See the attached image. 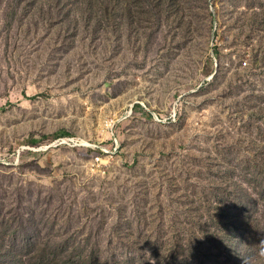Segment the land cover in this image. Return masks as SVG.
Returning a JSON list of instances; mask_svg holds the SVG:
<instances>
[{
	"label": "rangeland",
	"instance_id": "obj_1",
	"mask_svg": "<svg viewBox=\"0 0 264 264\" xmlns=\"http://www.w3.org/2000/svg\"><path fill=\"white\" fill-rule=\"evenodd\" d=\"M39 1L0 0V196L29 217L14 250L119 249L107 238L151 229L158 204L166 225L206 184L191 171L264 120V0H127L88 25Z\"/></svg>",
	"mask_w": 264,
	"mask_h": 264
},
{
	"label": "trees",
	"instance_id": "obj_2",
	"mask_svg": "<svg viewBox=\"0 0 264 264\" xmlns=\"http://www.w3.org/2000/svg\"><path fill=\"white\" fill-rule=\"evenodd\" d=\"M126 3L127 0H41L37 5L47 6L50 18L59 17L67 8L64 17L73 11L88 25L107 22L112 9ZM102 32L106 33L105 28ZM222 68L219 60L213 77ZM239 126L249 134L232 141L227 138L223 148L213 152L219 159L209 162L211 166L205 165L212 175L201 173L204 166L191 171L205 178L206 184L189 187L188 208L169 204L172 212L164 225L162 206L156 205L155 217L144 218L151 229L107 238L110 245L123 244L119 249L68 248L66 240L61 239L28 253L14 250L15 229L11 227L18 222L24 228L29 217L24 222L25 213L11 217L4 205L11 198L7 189L0 196V264H264V120H244ZM249 126L254 128V135ZM229 136L235 137L232 133ZM2 185L0 182V192ZM15 197L21 203V198ZM138 214L136 227L141 221L140 211ZM26 237L27 233L22 239Z\"/></svg>",
	"mask_w": 264,
	"mask_h": 264
},
{
	"label": "built area",
	"instance_id": "obj_3",
	"mask_svg": "<svg viewBox=\"0 0 264 264\" xmlns=\"http://www.w3.org/2000/svg\"><path fill=\"white\" fill-rule=\"evenodd\" d=\"M114 122H112V123H109V127H111L110 129L112 130V128H113V126H114ZM110 139H112V141H113V147H110V148H101V147H99V146H95L94 145V149H97V150H94V152L92 153V165L93 166H97V167H99L100 166V164L102 163H105V164H103V168L102 169H99V170H104L105 169V167L107 166V162H105L102 158L105 156H107V154H112V153H114V152H116V150H117V138L113 135V133H112V131H111V138ZM91 147H93V146H91Z\"/></svg>",
	"mask_w": 264,
	"mask_h": 264
}]
</instances>
